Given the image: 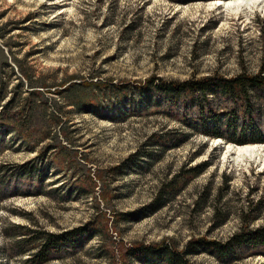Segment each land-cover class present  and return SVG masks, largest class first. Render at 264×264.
I'll return each mask as SVG.
<instances>
[{"label": "rangeland", "instance_id": "374dc122", "mask_svg": "<svg viewBox=\"0 0 264 264\" xmlns=\"http://www.w3.org/2000/svg\"><path fill=\"white\" fill-rule=\"evenodd\" d=\"M216 1L0 0V264H26L41 231L95 233L44 264H143L128 250L185 251L193 240L226 242L246 225L264 226V158H225L229 145L244 146L229 141L243 136L230 112L251 109L263 120L264 87L249 83L246 97L208 90L217 128L191 119L195 99L187 123L164 104L138 103L142 91L161 98L160 82L264 76V13L229 14ZM166 133L188 139L162 153L155 135ZM37 169L43 181L24 177ZM171 181L176 198L149 213ZM20 237L30 241L13 247ZM249 254L188 258L264 264Z\"/></svg>", "mask_w": 264, "mask_h": 264}, {"label": "trees", "instance_id": "16d2710c", "mask_svg": "<svg viewBox=\"0 0 264 264\" xmlns=\"http://www.w3.org/2000/svg\"><path fill=\"white\" fill-rule=\"evenodd\" d=\"M0 36L2 37V35ZM249 83L257 88H263L264 76L260 74L245 80L235 79L231 82L221 78L217 80L209 78L198 82L191 80H187L186 82H160L155 85V87L159 89L158 95L161 96V98L156 101H152V99H150V97L148 98V96L142 91L143 97L141 96L142 98L138 103H140L141 106L144 105L146 109L162 106L164 104L169 111L174 110L175 113L181 115L179 119L182 122L187 123L190 108L189 100L195 99L197 103L194 112L191 113V119L196 118V121L202 123L203 125H208L212 122L214 127L217 128L218 116L213 114L211 112L212 109L208 106V104H211L212 102L211 99H208L210 98L209 96H211H208V90H215L214 88H219L224 91L231 92L234 88H237V90H239L242 95L246 97ZM95 84L97 85L98 82L96 81ZM151 84H153V80H149L146 86ZM230 113V121L233 123L242 122L241 130L243 131V136L239 138L234 137L229 140L230 142H235L244 146L249 143L264 144V117L262 120L261 115H256V113L254 114L251 109L234 108ZM167 114L172 116L171 112H168ZM203 132L215 138H224V134L221 131L212 132L204 129ZM155 137H160V139L163 140L162 144L158 145V148L162 153L167 150L174 149V147L180 146L188 139V135H185V133L156 134ZM2 140L3 137L0 135V143ZM153 154L154 152L152 153L150 151H146L145 156L152 158ZM205 168L206 163L196 167V173L200 174L203 170H205ZM36 171L37 174L36 172L33 173V170H30L24 177L34 178V176H36L39 182L43 181L44 177L43 174H41L42 170L39 171V169H37ZM176 183V181H171L169 185H165L164 188L166 191L163 190L164 188L160 190L155 200L146 207L149 209V213L157 212L161 209V207L167 205L170 201L176 198V195L178 194V190L175 187ZM251 221L252 219L247 220V224ZM89 228V226L79 227L71 231L56 234L41 231V236L34 238L37 245L26 250V252L28 250L35 251L27 257L28 259L25 263L44 264L57 258V256L64 254L66 250L69 251L84 246V244L87 243L88 240H91L95 235V233H93ZM33 233H35V231ZM23 239L26 238L20 237L13 240L12 246L25 245L27 241H30ZM245 252L246 254L250 253L248 256H264V226L250 228L246 225V227H242V229L237 231V233L233 234L226 242H219L204 238L193 240L187 245L185 251H178L173 248L172 245L163 243L161 247L148 245L134 246L132 249L128 250L127 254L131 257L137 258V260L143 264H192L188 258L189 254L209 253L220 263H228L229 261L244 258Z\"/></svg>", "mask_w": 264, "mask_h": 264}, {"label": "bare ground", "instance_id": "6f19581e", "mask_svg": "<svg viewBox=\"0 0 264 264\" xmlns=\"http://www.w3.org/2000/svg\"><path fill=\"white\" fill-rule=\"evenodd\" d=\"M216 8L221 7L227 13L242 14L249 17L255 12L264 13V0H218L213 4ZM228 160L237 162H250V160H262L264 148L261 145L231 146L229 145L225 154Z\"/></svg>", "mask_w": 264, "mask_h": 264}, {"label": "water", "instance_id": "95a60500", "mask_svg": "<svg viewBox=\"0 0 264 264\" xmlns=\"http://www.w3.org/2000/svg\"><path fill=\"white\" fill-rule=\"evenodd\" d=\"M264 145V144H263Z\"/></svg>", "mask_w": 264, "mask_h": 264}]
</instances>
